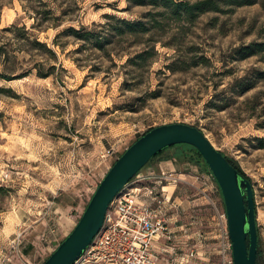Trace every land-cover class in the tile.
Listing matches in <instances>:
<instances>
[{
	"label": "rangeland",
	"instance_id": "obj_1",
	"mask_svg": "<svg viewBox=\"0 0 264 264\" xmlns=\"http://www.w3.org/2000/svg\"><path fill=\"white\" fill-rule=\"evenodd\" d=\"M233 2L190 21L129 0H0V264H43L120 155L150 128L177 122L201 128L251 178L264 250V0ZM107 14L157 27L115 35L105 49L63 33L117 23ZM153 46L152 60L131 61ZM177 154L170 148L141 172L177 159L185 175L176 195H210L194 213L226 225L213 173L206 182L196 158Z\"/></svg>",
	"mask_w": 264,
	"mask_h": 264
},
{
	"label": "water",
	"instance_id": "obj_2",
	"mask_svg": "<svg viewBox=\"0 0 264 264\" xmlns=\"http://www.w3.org/2000/svg\"><path fill=\"white\" fill-rule=\"evenodd\" d=\"M178 143H188L199 150L221 188L235 264H257L259 229L252 181L201 128L180 122L154 127L120 155L98 185L74 229L43 264H75L104 226L107 212L121 190L158 153Z\"/></svg>",
	"mask_w": 264,
	"mask_h": 264
},
{
	"label": "built area",
	"instance_id": "obj_3",
	"mask_svg": "<svg viewBox=\"0 0 264 264\" xmlns=\"http://www.w3.org/2000/svg\"><path fill=\"white\" fill-rule=\"evenodd\" d=\"M113 153L114 150L110 149L104 156ZM203 178L209 182L212 174ZM180 180L172 172L163 170L159 173L152 168L137 173L116 196L104 226L75 264H163L161 253L156 250V241L163 237L173 238L170 219L163 208L166 199L164 186L167 183L177 185ZM149 191L152 201H143V193ZM221 215L227 224H220L215 238L218 264H235L227 213ZM168 244L162 247L163 252L171 248ZM196 255L197 251L193 249L187 258Z\"/></svg>",
	"mask_w": 264,
	"mask_h": 264
},
{
	"label": "trees",
	"instance_id": "obj_4",
	"mask_svg": "<svg viewBox=\"0 0 264 264\" xmlns=\"http://www.w3.org/2000/svg\"><path fill=\"white\" fill-rule=\"evenodd\" d=\"M221 1H227V3H235L233 0H129L131 4L134 6H147L151 5L154 8L162 7L164 10L158 12L162 14H168L171 17H174L176 19H183L186 17L190 21L196 20L198 17H200L202 14L210 11L219 12L222 11L221 7ZM149 15L154 18V12L150 11ZM107 18L110 19H116L117 23H110L107 22L106 24H103V28L98 30H89L86 29V27H83V30L76 29L74 27L68 28L63 33L70 35L75 34L80 39L87 40L89 42H92L94 46L98 47L99 49H105L107 45L112 43V37L117 35L119 37H126V36H137L139 34H146L153 30L154 27H157V24H154V26L150 25V22H147L145 20H129L126 18L117 17L115 15L107 14ZM156 23H159L157 19H155ZM109 26V27H108ZM110 28H112L113 32H111ZM35 44L41 48L47 49L49 52H51L55 57H57L56 52L49 48L48 44L45 42H41L38 40H34ZM259 46V49L264 51V42H261L257 44ZM155 49V46H153L151 49L145 48L143 51L138 53L134 58L131 59V61L136 62L139 60L146 61L147 59L154 58L153 50ZM247 49H251V53L256 54L258 50H255L254 45L248 46ZM151 59V60H152ZM53 72H48L47 74L42 72V69L39 70V74L42 76H50ZM254 85H248L244 90H242L244 93L248 90L252 89ZM154 127L150 128L148 131L153 129ZM148 131L144 132L143 134L139 135L137 139H139L142 135L147 133ZM177 148V156L176 158H183L184 162H193L196 158V163L201 165L202 168L207 169L210 173H212L208 163L202 156V154L199 152V150L188 143H178L173 146H170L169 148L161 151L158 153L154 158L151 159V161L155 160L162 154H164L168 149L170 148ZM225 154V153H224ZM226 155V154H225ZM227 158L230 160V162L236 166L241 173H243L246 177H248L250 180L251 178L247 175V173L243 170V168L238 164V162L231 158L230 156L226 155ZM177 160V159H176ZM150 161V162H151ZM216 180V178H215ZM217 181V180H216ZM218 183V182H217ZM219 185V184H218ZM219 189L221 191V188L219 186ZM222 194V191H221ZM259 229V228H258ZM262 240L260 238V230H259V248H258V260L257 264H263V248H262Z\"/></svg>",
	"mask_w": 264,
	"mask_h": 264
},
{
	"label": "crops",
	"instance_id": "obj_5",
	"mask_svg": "<svg viewBox=\"0 0 264 264\" xmlns=\"http://www.w3.org/2000/svg\"><path fill=\"white\" fill-rule=\"evenodd\" d=\"M176 159H162L158 160L155 165H151L150 168L155 169L157 172L168 171L172 172L175 176L183 179L176 167ZM154 187V186H153ZM177 187L174 184H166L164 186V196L166 197L163 204L164 210L167 212L170 219L171 233L173 235L172 240H168L163 237L156 241V250L161 253L163 264H216V261L212 260V257L218 259V255L212 244L215 243V238L218 237V225L221 221L212 225V227L206 225L204 222L208 218L207 215H201L202 212L197 215L194 213L193 203H199V201H209V197L206 195L201 198L190 200L184 197L176 195ZM210 188L216 187L210 185ZM158 189H162L158 186ZM211 194V193H209ZM143 201H152V195L149 192H144L142 195ZM184 204V205H183ZM211 209V208H210ZM222 214V212L218 213ZM200 215V216H199ZM169 243V244H168ZM170 245L171 248L165 252L162 251L164 245ZM195 249L197 255L190 259L187 258L189 252ZM30 248L25 249V255L30 254Z\"/></svg>",
	"mask_w": 264,
	"mask_h": 264
}]
</instances>
